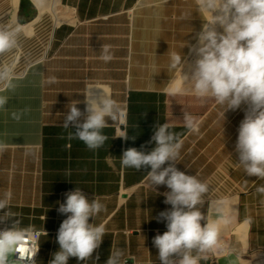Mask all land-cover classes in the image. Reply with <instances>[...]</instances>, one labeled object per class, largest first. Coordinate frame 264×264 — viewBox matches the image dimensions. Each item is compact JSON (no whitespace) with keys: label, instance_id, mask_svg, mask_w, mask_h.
<instances>
[{"label":"crops","instance_id":"obj_1","mask_svg":"<svg viewBox=\"0 0 264 264\" xmlns=\"http://www.w3.org/2000/svg\"><path fill=\"white\" fill-rule=\"evenodd\" d=\"M194 4L195 0H74L77 17L54 25L48 53L16 75V86L7 91V102L0 107V140L8 145L0 150V192L11 189L8 209L18 216L0 225L20 219L41 230L36 264H47L58 248L57 228L67 214L57 209L76 186L105 204L94 222L104 221L106 232L86 262L70 256L67 264H104L113 247L130 254L128 264H161L152 237L165 230L158 213L170 207L163 196L167 188L149 186L148 166L122 168L119 156L129 146L150 149L154 128L165 120L183 137L176 167L198 173L210 184L202 211L208 200L238 197L235 219L221 232L233 251L207 253L200 264H264V193L254 190L264 178L249 176L232 162L238 159L234 141L245 105L225 112L221 137L220 105L211 99L202 103L190 93L169 96L164 91L171 74L167 51L185 41L179 50L190 62L188 44L195 42L194 33L203 23ZM189 11L191 17L185 15ZM103 44L111 46L109 61L100 58ZM49 75L56 76L55 82L47 80ZM105 83L125 112L123 120H108L103 129L108 139L91 149L74 136L69 139L74 125L69 122L65 128L63 119L68 103L76 100L82 120L87 115V86ZM183 111L202 120L200 133L184 127ZM120 120L128 138L116 133ZM245 216L253 218L250 225L243 223Z\"/></svg>","mask_w":264,"mask_h":264},{"label":"clouds","instance_id":"obj_2","mask_svg":"<svg viewBox=\"0 0 264 264\" xmlns=\"http://www.w3.org/2000/svg\"><path fill=\"white\" fill-rule=\"evenodd\" d=\"M194 9L203 20L194 33L195 42L188 44L194 60L189 62L186 54L179 50L185 41L178 49L167 51V69L171 74L164 91L169 96L190 93L202 103L211 99L215 105H220L221 137L225 112L245 105L234 141L238 159L231 160L241 166L243 173L264 178V0H195ZM192 13L189 11L185 15L191 17ZM18 32L16 26L0 25V53L19 47ZM101 48L100 58L111 60V46L103 44ZM18 60V56H13L8 62L0 63V107L7 102V91L16 86ZM56 79L54 75L47 77L49 82ZM84 100L87 115L79 119L81 109L76 106L78 101L73 100L68 103L63 126L69 129L71 122L74 130L68 133L69 139L74 136L88 148L95 149L108 139L103 131L109 125L108 120L117 116L123 120L125 108L112 96L107 83L89 84ZM182 120L189 132L200 133V118L183 111ZM120 129L118 135L128 138L125 126ZM150 141L154 144L147 151L143 150V145L124 149L119 162L122 168L148 166L149 186L163 184L167 188L163 196L170 207L158 213L165 230L152 237L161 264H200L207 253H231L233 249L222 240L221 232L235 219L237 195L208 200L202 211L210 184L198 173L189 174L176 167L183 145L182 135L165 120L154 128ZM7 146L0 140V150ZM254 190L264 193V183L257 184ZM12 195L11 189L0 192V210H3L0 221L18 216L8 209ZM104 208L98 196L94 194L88 198L80 187L66 192L57 211L67 215L58 225V248L51 253L47 264H67L70 256L86 262L106 232L104 221L94 222L97 213ZM89 217L93 218L91 222ZM252 219L245 216L243 223L250 225ZM40 231L33 225L22 224L20 219L0 228V264H36L33 257L39 247ZM129 259L131 256L126 255L124 249L113 247L104 264H128Z\"/></svg>","mask_w":264,"mask_h":264},{"label":"rangeland","instance_id":"obj_3","mask_svg":"<svg viewBox=\"0 0 264 264\" xmlns=\"http://www.w3.org/2000/svg\"><path fill=\"white\" fill-rule=\"evenodd\" d=\"M73 1L74 0H67V2L62 1V3L64 6L68 5L69 7L66 6V8L72 10L75 17H77L75 8H73L74 6L72 5ZM31 2L33 3L32 0ZM34 6L36 9L35 15L30 20L21 23L17 19V11L15 18H13L9 0H0V25H13L19 28V47L9 52L0 53V63L8 62L13 56H18L19 60L15 66L16 75L22 73L34 61L42 59L45 54L48 53L52 42L53 30L55 27L52 26L48 14H43V16L34 24L33 30L30 33H28L23 26L36 17L38 9L35 4ZM191 54L190 62L194 60V54Z\"/></svg>","mask_w":264,"mask_h":264},{"label":"bare ground","instance_id":"obj_4","mask_svg":"<svg viewBox=\"0 0 264 264\" xmlns=\"http://www.w3.org/2000/svg\"><path fill=\"white\" fill-rule=\"evenodd\" d=\"M19 0H9V4L12 9L13 18H15L16 9ZM36 5L38 12L36 17L27 22L24 26L28 33L32 32L34 24L43 16L48 14L52 23V26L59 24L61 21L74 20V12L62 5L61 0H32ZM63 7V8H62ZM11 18V19H13Z\"/></svg>","mask_w":264,"mask_h":264},{"label":"trees","instance_id":"obj_5","mask_svg":"<svg viewBox=\"0 0 264 264\" xmlns=\"http://www.w3.org/2000/svg\"><path fill=\"white\" fill-rule=\"evenodd\" d=\"M35 6L31 0H19L17 9V19L24 23L30 20L35 15Z\"/></svg>","mask_w":264,"mask_h":264},{"label":"built area","instance_id":"obj_6","mask_svg":"<svg viewBox=\"0 0 264 264\" xmlns=\"http://www.w3.org/2000/svg\"><path fill=\"white\" fill-rule=\"evenodd\" d=\"M120 128H122V122H121V120H120V123H118V125L116 126V133L119 134V132L121 131ZM122 129H123V128H122ZM0 228H4V226L0 225ZM39 236H40V234H39ZM39 236H38V240H39ZM38 240H37V242H38ZM37 254H38V250H37V252L35 253L33 259L36 260V258H37ZM12 256H13V258H15L16 254L13 253Z\"/></svg>","mask_w":264,"mask_h":264},{"label":"water","instance_id":"obj_7","mask_svg":"<svg viewBox=\"0 0 264 264\" xmlns=\"http://www.w3.org/2000/svg\"><path fill=\"white\" fill-rule=\"evenodd\" d=\"M18 4H19V1H18ZM17 9H18V6H17ZM17 9H16V11H17Z\"/></svg>","mask_w":264,"mask_h":264}]
</instances>
